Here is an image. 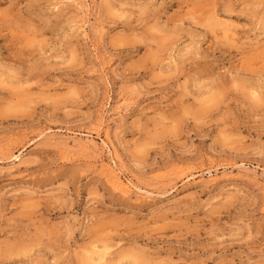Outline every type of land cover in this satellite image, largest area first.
Masks as SVG:
<instances>
[{"label":"rangeland","instance_id":"rangeland-1","mask_svg":"<svg viewBox=\"0 0 264 264\" xmlns=\"http://www.w3.org/2000/svg\"><path fill=\"white\" fill-rule=\"evenodd\" d=\"M0 264H264V0H0Z\"/></svg>","mask_w":264,"mask_h":264},{"label":"bare ground","instance_id":"bare-ground-1","mask_svg":"<svg viewBox=\"0 0 264 264\" xmlns=\"http://www.w3.org/2000/svg\"><path fill=\"white\" fill-rule=\"evenodd\" d=\"M110 177H111V180H112L115 188L119 189L121 191V193L123 192L125 194H128L131 192L129 189V186L124 184V182L121 180V178L117 174H113V175L111 174Z\"/></svg>","mask_w":264,"mask_h":264}]
</instances>
